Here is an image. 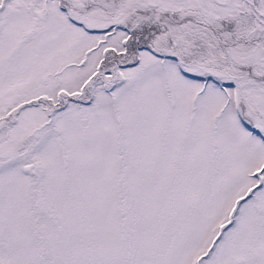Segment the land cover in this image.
Instances as JSON below:
<instances>
[{
  "label": "snow or ice",
  "instance_id": "6c2138e0",
  "mask_svg": "<svg viewBox=\"0 0 264 264\" xmlns=\"http://www.w3.org/2000/svg\"><path fill=\"white\" fill-rule=\"evenodd\" d=\"M0 264H264V0H0Z\"/></svg>",
  "mask_w": 264,
  "mask_h": 264
}]
</instances>
